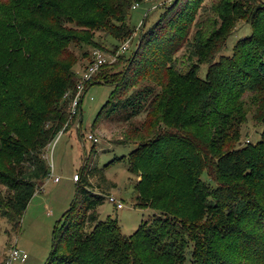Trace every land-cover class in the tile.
<instances>
[{
  "label": "trees",
  "instance_id": "1",
  "mask_svg": "<svg viewBox=\"0 0 264 264\" xmlns=\"http://www.w3.org/2000/svg\"><path fill=\"white\" fill-rule=\"evenodd\" d=\"M143 1L0 0V187L5 188L0 189V215L13 230H19L31 197L50 173L44 151L69 116L77 82L70 45L98 46L96 32L115 41L136 33L129 24L130 11ZM202 4L172 0L149 24L147 13L136 51L131 52L136 69L145 67L146 59V67L160 58L163 64L166 52L183 45L210 62L238 14L251 22V38L241 41L240 49L222 65L208 67L205 79L199 80L193 71L154 67L156 83L161 85L168 76L172 87L166 89L180 90L179 105L168 108L163 92L147 86L136 96L119 98L117 88L108 84L113 75L107 77L115 88L102 108L109 115L123 110L127 117L134 116L154 93L145 110L177 127L159 133L150 151L138 149L129 160L141 168L142 158H148L147 170L135 186L137 206L157 209L158 224L142 223L125 236L115 218L99 219L97 208L108 187L99 184L96 192L85 191L94 175L86 158L77 181V192L84 194L54 226L46 264H264V14L255 0H212L221 21L220 29L213 31L210 18L196 22ZM194 25L198 30L189 40ZM125 52L115 62L120 55L128 56ZM151 58L154 63H149ZM109 65H102L91 85L105 82L100 70ZM191 85L195 87L188 92L186 86ZM248 117L263 125L254 143L240 139ZM99 178L107 182L103 173Z\"/></svg>",
  "mask_w": 264,
  "mask_h": 264
},
{
  "label": "rangeland",
  "instance_id": "2",
  "mask_svg": "<svg viewBox=\"0 0 264 264\" xmlns=\"http://www.w3.org/2000/svg\"><path fill=\"white\" fill-rule=\"evenodd\" d=\"M171 2L172 0H149L138 3L134 9H131L129 18V24L131 27L136 28V33L134 31L125 38L120 37L115 41L103 32H96L94 33V39L98 42V46L86 43L70 45L69 51L76 62L72 66V71L77 76L76 84H78L85 68L92 60V54L95 50L109 56L113 52L116 53L118 48L116 45L118 46L134 36L125 52L128 56L120 55L119 61H116L117 63L113 62V65L100 70V78L105 82L96 81L93 85L91 83L85 85L82 93L86 89L87 91L82 96L79 110L72 117L68 113V119L64 124L65 129L61 134H57L44 151V157L50 172L52 170L53 176H58L60 180L54 182L53 178L49 176L45 179L42 187L31 197L21 218L19 230H13L8 219L0 215V263L9 248L15 246L27 254V259L25 262H14L12 264H46L51 255L54 226L73 201L76 198L81 200L84 194V191L77 192L79 183L77 184L73 180V175H80L83 166H85L86 158L89 161L88 166L94 167V175L88 178L89 184L84 188L85 191H89L88 193L96 192V187L99 184L102 187H108V193H103L102 205L97 208L99 219L115 218L122 234L125 236L133 234L142 223L153 226V221H155V224H158L156 220L161 216V213L157 209L147 205L137 206L138 192L135 186L142 180L143 174L147 170L148 158H142L143 168L129 163V160L131 153L138 152V149L142 151L141 153H147L146 149L150 151L159 133L167 130L175 131L177 127L174 126L171 120L163 123L161 118L150 116L149 108L145 110L150 104L154 93L146 98L143 111L134 116L127 117L128 113L123 110H120V114L114 111L109 115L107 110L102 108L115 91L112 85L117 88V97L122 99L136 96L137 92L142 91L146 86L155 87V91L163 92L164 99H167L168 108L170 105L172 108L176 107L180 104L178 96L180 90L176 92V88L166 89L172 87L169 84L168 76H163L161 85L156 83L159 76L158 69L154 67L162 66L164 70L173 68L182 74L186 71H193L194 75L202 80L205 79L208 73V67L219 62L222 65L224 63L223 59L233 57L235 51L240 49L241 44L246 39H250L252 35L251 22L249 23L245 17L238 14L227 29L226 39L221 45L219 43L210 62H204L203 57L194 52L191 46L183 45L178 50L173 49V52H166V55L163 56L165 60L163 64H161L160 58L153 66L149 64V67H146L148 65L146 59L145 67L136 69L137 65L131 63L135 55L131 60L130 57L133 55L131 52L135 50L134 46L137 39H139V28L145 15L149 13L147 23L149 24ZM211 3L212 0H203V4L197 13L199 19L196 18V22L202 24L205 18L208 17L214 23L213 31L215 29L218 31L221 21L216 14L217 10H214L213 6L211 8ZM255 5L258 8L260 7L263 15L264 0H255ZM241 10L247 11L246 8ZM206 24L202 25L204 29ZM197 28V25H194L189 33V40L197 32ZM241 41L243 42L241 43ZM181 43L183 41H180L176 47ZM136 56L139 57L140 55ZM154 61L151 58L149 63H154ZM167 63L169 65H166ZM108 74L113 75L112 82L108 83L112 85L107 84L110 79V77L107 78ZM194 87L192 85L186 86V89L189 92ZM70 92L71 90H68L64 95ZM77 122L80 124L78 131H76ZM262 128V124L248 117V120L241 126V141L249 140L254 143L260 137ZM88 135H91L93 139H88ZM94 139L96 140L94 141ZM99 173L105 175L107 180L105 184L100 180ZM0 189L5 190L3 187H0ZM108 196L115 197L118 202L122 203L123 208L118 209L116 204L109 201ZM142 200L144 199L141 198L139 202L141 203Z\"/></svg>",
  "mask_w": 264,
  "mask_h": 264
},
{
  "label": "built area",
  "instance_id": "3",
  "mask_svg": "<svg viewBox=\"0 0 264 264\" xmlns=\"http://www.w3.org/2000/svg\"><path fill=\"white\" fill-rule=\"evenodd\" d=\"M144 1H149V0H144ZM138 3H135L133 7H136ZM130 46V40H126L123 43L120 44L119 48L117 49L116 53L113 55L105 56L101 51L95 50L92 54V60L89 62V65L85 68V71L83 75L80 77V81L78 84H76L75 87V93L73 97L71 98L69 102V107H68V113L70 117L76 114V112L79 110L80 107V101L81 97L83 95V90L85 89V85L87 83H90L92 80V77L98 73L99 69L102 67L104 64H111L115 62L117 59V56L125 51H127L128 47ZM66 126L63 127L61 134L63 130L65 129ZM79 127V122L76 124V130ZM88 139H93L91 135L87 136ZM96 139H94L95 141ZM246 143L249 142V140L245 141ZM50 178H53L54 182H58L60 178L58 176H53V172H51L48 175ZM80 175L79 174H74L73 175V180L74 181H79ZM108 199L110 202L116 204V207L118 209L123 208V205L121 202H118L115 197L108 196ZM27 259V254L19 249H17L15 246H11L9 250L7 251L5 257L3 258L2 262L0 264H12L14 262H25Z\"/></svg>",
  "mask_w": 264,
  "mask_h": 264
},
{
  "label": "crops",
  "instance_id": "4",
  "mask_svg": "<svg viewBox=\"0 0 264 264\" xmlns=\"http://www.w3.org/2000/svg\"><path fill=\"white\" fill-rule=\"evenodd\" d=\"M84 167V166H83ZM76 182V181H75Z\"/></svg>",
  "mask_w": 264,
  "mask_h": 264
}]
</instances>
